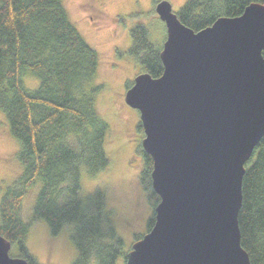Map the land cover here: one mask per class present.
Returning <instances> with one entry per match:
<instances>
[{
  "label": "trees",
  "instance_id": "1",
  "mask_svg": "<svg viewBox=\"0 0 264 264\" xmlns=\"http://www.w3.org/2000/svg\"><path fill=\"white\" fill-rule=\"evenodd\" d=\"M264 0H187L177 12L196 32L219 17L240 16L251 3ZM129 54L145 72L162 75L161 48L141 24L131 29ZM264 56V53H263ZM100 55L68 14L64 0H0V110L21 147L22 174L0 202V231L19 256L38 264L27 247L30 225L48 223L58 235L72 226L74 264H126L124 239L112 224L103 189L82 195V171L97 175L109 168V123L97 109ZM38 78L28 88L25 76ZM138 130L144 132L141 120ZM145 135V134H144ZM143 138V137H142ZM141 182L155 206L159 195L152 181L153 160L140 144ZM247 162L239 214L242 246L253 264H264V136ZM40 183L32 221L21 216L29 190ZM154 213V212H153ZM155 213L148 219L154 226ZM147 231V232H148ZM139 239V238H138Z\"/></svg>",
  "mask_w": 264,
  "mask_h": 264
},
{
  "label": "water",
  "instance_id": "2",
  "mask_svg": "<svg viewBox=\"0 0 264 264\" xmlns=\"http://www.w3.org/2000/svg\"><path fill=\"white\" fill-rule=\"evenodd\" d=\"M156 10L164 70L137 74L125 97L140 111L160 200L126 264H253L238 219L245 165L264 136V4L198 32L169 0ZM12 246L0 231V264H30Z\"/></svg>",
  "mask_w": 264,
  "mask_h": 264
},
{
  "label": "rangeland",
  "instance_id": "3",
  "mask_svg": "<svg viewBox=\"0 0 264 264\" xmlns=\"http://www.w3.org/2000/svg\"><path fill=\"white\" fill-rule=\"evenodd\" d=\"M161 1L164 0H64L72 22L100 55L96 77L104 88L96 97L97 109L109 123L106 149L111 153V164L97 175L82 171V195L103 189L112 224L124 239L126 252L147 233L148 219L157 206L149 200L141 182L144 160L139 146L144 132L137 128L140 111L131 107L125 97L137 74L145 72L129 54L132 46L130 31L138 24L143 25L150 32L152 42L162 50L167 31L156 10ZM169 1L177 13L187 0ZM24 80L28 88H35L39 82L32 74ZM20 147L0 110V202L7 187L21 177L23 168L17 155ZM40 188L37 182L25 196L21 206L25 221H32ZM63 228L53 236L48 223L42 219L30 225L27 247L38 264H74L77 250L71 238L73 227ZM10 252L13 257L19 256L17 243Z\"/></svg>",
  "mask_w": 264,
  "mask_h": 264
}]
</instances>
